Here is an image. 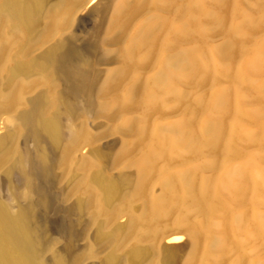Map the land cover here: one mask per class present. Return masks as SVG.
<instances>
[{
  "label": "bare ground",
  "instance_id": "obj_1",
  "mask_svg": "<svg viewBox=\"0 0 264 264\" xmlns=\"http://www.w3.org/2000/svg\"><path fill=\"white\" fill-rule=\"evenodd\" d=\"M98 1L0 0V82L4 86L0 89V109L10 111L23 106L15 117L16 125L6 127L0 135V167H6V175L12 181L14 168L9 163L14 162L28 198L26 204L16 206L0 198V264H75L82 258L68 261L59 254L52 263H47L44 257V228L37 220L36 210L50 205L51 195L42 181L52 178L57 165L77 174L71 188L77 199L67 212L85 213L96 224L98 236L110 247L101 264H139L150 254L152 257L146 264H175L178 247L172 243L182 241L183 231L188 232L184 227L189 224L192 251L187 264H264L246 252L239 253L236 244L229 242L235 221L229 219L220 199L224 189L233 194L234 200H245L248 190L256 185L249 165L226 173L225 178L217 173L222 163L218 154L238 152L236 122L243 109L232 96L234 86L214 92L208 100L205 95L199 96L191 117L173 127L157 128L149 124L150 114L165 102L166 96L188 101L189 93L181 88V82L196 86L224 76L233 85H246L249 70L259 72L264 68V40L246 69L234 66L250 30L264 26V0H258L255 5L262 11L258 17L250 15L246 24H235L229 30L227 10L232 6L235 13L240 0ZM95 3L99 4L90 12L100 13L105 24L95 29L94 43L85 50L94 54L96 43H100L103 56L98 61H122L119 67L106 73L101 84L95 59L77 45L79 14ZM147 10L148 17L139 23L125 44L128 29ZM225 30L228 32L225 40L208 50L201 48L208 34ZM183 42L190 45L181 48ZM113 45L117 49L111 48ZM151 65L156 68L144 79L142 71ZM127 80L130 84L121 97L119 89ZM33 89L35 94L27 98ZM258 90L264 97V83L258 85ZM142 94H145L143 114L118 128L123 133L134 132L135 145L148 141V151L137 163L135 188L127 192L129 176L112 175L106 168L105 155L98 153L99 148L94 147L91 152L98 153L97 158L86 154L74 159L82 142L94 143L96 137L90 134L86 124L76 125L71 119L89 112L112 119L125 107L123 98L129 105H139ZM206 108L211 112L199 124L198 116ZM263 113L264 109H260L256 114ZM20 135L31 141L34 148L21 147ZM256 137L249 135L251 140ZM204 153L209 156L196 168L168 172L156 166L157 162L174 156L184 158ZM199 169L212 173L198 181ZM155 174L163 176L160 195L148 191ZM258 179L264 183V174ZM136 200L143 203L144 209L124 224L127 235L122 237V227L114 222L120 210ZM217 211L222 212L223 222L216 227L224 230L215 235L211 218ZM174 213L181 215L179 227L166 236V244L156 246L155 225ZM195 215L201 218L192 221ZM241 224H244L243 215L236 220L237 227ZM65 227L68 253L75 226L70 221ZM244 231L247 236L260 239L264 247V216ZM129 235L134 240L126 250ZM233 246L235 258L225 260L224 255ZM213 250L220 254L211 256Z\"/></svg>",
  "mask_w": 264,
  "mask_h": 264
},
{
  "label": "rangeland",
  "instance_id": "obj_2",
  "mask_svg": "<svg viewBox=\"0 0 264 264\" xmlns=\"http://www.w3.org/2000/svg\"><path fill=\"white\" fill-rule=\"evenodd\" d=\"M100 1V0H99ZM98 1V2H99ZM258 0H240L237 11L234 13L233 7L230 6L227 10L226 29L229 30L235 24H246L250 15L258 17L261 14V9H258L255 5ZM95 3L88 5L79 16L81 20L79 22V30L77 31V45L85 51L89 57L95 59V69L99 72V84L104 81L105 75L109 70L119 67L122 64L121 60L117 62H107V60L98 61L103 56V47L100 43H96V52L90 54L87 49L88 45L94 43L92 40V34L96 28L103 26L105 22L101 18L100 13L90 12V9ZM149 10L143 12L128 29V36L125 44L128 42V38L135 32L139 23L147 18ZM227 30L225 32H212L208 34L203 42L201 48L208 50L221 43L227 37ZM264 40V26L257 27L250 30V34L245 39V48L240 51L234 61V66H239L246 69L247 63L258 54L257 47ZM190 45L183 42L181 48ZM85 47V48H84ZM118 46L113 45L111 48L117 49ZM92 52V51H91ZM155 66L150 67L142 71V76L146 79L151 75ZM249 83L246 85L236 84L233 85L231 81L227 80L224 76H220L215 82H207L192 86L188 82H181V88L189 93V99L187 102H181L178 98L168 95L165 98V102L160 104L149 116V124L153 127H173L180 120L188 119L192 115V109L196 107V99L205 95L206 99H210L214 92L223 89L226 86H234L232 96L236 98L243 109V115L236 122V145L238 152L233 155L218 154L219 160L222 162L217 173L221 174L225 178L226 173L233 171L237 168L249 165L250 173L253 175L256 185L251 190H248L246 199L242 200L237 198L234 200V196L231 192L221 189L220 199L224 204L223 207L227 212L229 219L234 220V232L229 242L236 244L238 252H246L250 256H255L254 259L264 261V247H262L260 239L247 236L244 228H251L254 226L260 217L264 216V183L258 178L264 174V113L261 115L256 114L260 109H264V97L258 90V85L264 83V68L257 72L252 69L248 71ZM130 84V80L124 82L123 86L119 89L121 97L125 96L127 88ZM0 89H4L3 84L0 82ZM35 94V89L30 91L26 97L29 98ZM145 94H142L139 105H129L125 98H123L124 108L112 119H108L103 115L89 112L86 114H76L71 120L76 125L82 123L86 124L90 134L96 137L94 143L82 142L78 150L74 154V159H78L80 155L91 154L93 158H97L98 153L105 155V165L107 170L114 176L119 174H127L130 178L129 185L125 188L127 192H132L135 188L137 180V163L143 160L145 153L148 151V141L135 145L136 134L134 132H120L118 128L125 124L129 119L139 118L145 111ZM23 109V106H17L15 109L7 111L0 109V135H3L6 127H12L16 125L15 117L18 112ZM210 109L206 108L202 110L198 116V122L200 124L209 114ZM256 134L255 140H251L249 135ZM18 143L21 147L27 149H33L34 145L31 141L25 140L22 135L18 136ZM53 153H57L53 150L51 145L48 144ZM95 148H99V152L96 154L91 153ZM209 154L203 155H187L184 158L174 156L168 161H159L156 166L158 168L164 167L168 172H178L187 168H196L199 164L207 158ZM14 168V176L12 181L8 179L6 175V167H0V198L4 201H11L14 206L17 204H26L28 198L25 195V185L21 181L20 172L14 162H10ZM211 171L208 169L197 170L198 181L202 178L211 175ZM77 178V174L73 175L71 172H67L63 167L57 165L54 170V174L48 181H42L43 186L51 195V202L47 208H37L36 215L37 220L42 228L44 257L47 263H52L54 258L62 254L66 256L68 261H72L74 258L81 256L82 258L75 264H101L110 252V247L105 244L98 236L97 226L94 222H91L85 213L73 212L68 213L67 208L77 199V195L71 193V188ZM163 176L155 174L149 182V193L152 195H160L162 193V181ZM41 182V180L39 181ZM46 184V185H45ZM239 197V196H238ZM144 209V205L140 200L134 201L131 206L122 208L118 213V217L114 222L115 226L122 227L121 236L126 237L127 230L124 224L133 215H139ZM244 216V224L236 225V220L239 216ZM181 215L174 213L169 217H164L159 220L155 225V230L158 234V239L155 241V245L158 247L166 244V236L170 232L175 231L178 226V221ZM201 217L195 215L193 220H199ZM212 223L214 224L213 232L215 235L221 233L224 229L216 227L217 224L223 222L222 212L217 211L212 215ZM73 222L75 226V233L71 239L72 248L70 252H66V223ZM44 225V226H43ZM65 225V226H64ZM63 226V231L62 227ZM184 226H182L183 228ZM236 227V228H235ZM65 228V229H64ZM188 232L183 231V239L180 242L172 243L177 245V253L175 257V264H187L192 251V242L189 237L192 225H188ZM133 235L127 236L126 250L132 241ZM243 244V245H242ZM250 244V245H246ZM253 248H256L253 252ZM231 251V253H230ZM228 251L224 255V259L229 260L233 256L235 258L234 246L232 250ZM211 256H218L220 253L218 250H213ZM152 254L148 256L145 261L139 264H146L150 260ZM212 257H210L211 259ZM212 260V259H211ZM161 264V263H159Z\"/></svg>",
  "mask_w": 264,
  "mask_h": 264
}]
</instances>
